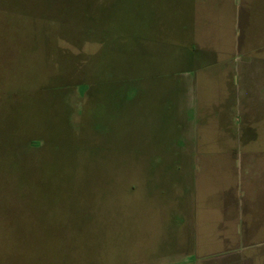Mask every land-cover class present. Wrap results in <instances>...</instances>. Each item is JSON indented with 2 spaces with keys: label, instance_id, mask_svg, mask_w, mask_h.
I'll list each match as a JSON object with an SVG mask.
<instances>
[{
  "label": "rangeland",
  "instance_id": "obj_1",
  "mask_svg": "<svg viewBox=\"0 0 264 264\" xmlns=\"http://www.w3.org/2000/svg\"><path fill=\"white\" fill-rule=\"evenodd\" d=\"M0 264H264V0H0Z\"/></svg>",
  "mask_w": 264,
  "mask_h": 264
},
{
  "label": "crops",
  "instance_id": "obj_2",
  "mask_svg": "<svg viewBox=\"0 0 264 264\" xmlns=\"http://www.w3.org/2000/svg\"><path fill=\"white\" fill-rule=\"evenodd\" d=\"M10 131V130H9ZM3 143V142H2ZM5 145H15V142H12V140L10 139L8 142L3 143Z\"/></svg>",
  "mask_w": 264,
  "mask_h": 264
},
{
  "label": "trees",
  "instance_id": "obj_3",
  "mask_svg": "<svg viewBox=\"0 0 264 264\" xmlns=\"http://www.w3.org/2000/svg\"><path fill=\"white\" fill-rule=\"evenodd\" d=\"M10 241H12L13 242V240L12 239H9ZM4 241V240H3ZM9 248V247H8Z\"/></svg>",
  "mask_w": 264,
  "mask_h": 264
}]
</instances>
